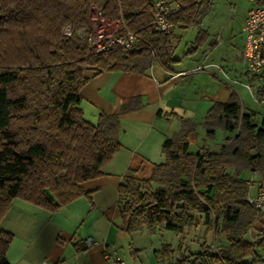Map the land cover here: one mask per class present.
<instances>
[{
    "label": "trees",
    "instance_id": "16d2710c",
    "mask_svg": "<svg viewBox=\"0 0 264 264\" xmlns=\"http://www.w3.org/2000/svg\"><path fill=\"white\" fill-rule=\"evenodd\" d=\"M169 1L178 10L169 18L171 34L162 35L152 27L149 0H0V221L15 199L52 213L87 195L83 184L102 174L121 145L119 117L99 113L95 123L87 121L79 108L80 89L100 73L143 75L155 65L170 72L177 63L174 29L199 27L214 0ZM92 8L105 20H122L119 33L127 29L135 38L130 51L118 44L100 54L91 51ZM68 25L67 39L62 33ZM206 40L199 29L196 48ZM251 80L261 86L255 101L264 104V72ZM128 102L122 113L140 107L138 99ZM259 116L244 111L231 93L226 103L212 105L201 126L207 139L217 128L233 137L218 150L204 140L195 152L189 149L196 144L198 124L178 118L180 128L163 140L164 160L150 177L125 176L117 187L124 231L176 234L177 248L162 245L160 250L167 264H263L264 229L254 242L245 238L256 214L246 201L251 182L242 177L264 176V119L258 123ZM200 219L227 246L213 250L202 243L191 252L184 244L186 232ZM12 241L13 235L0 229V264H9Z\"/></svg>",
    "mask_w": 264,
    "mask_h": 264
},
{
    "label": "crops",
    "instance_id": "0c3cea01",
    "mask_svg": "<svg viewBox=\"0 0 264 264\" xmlns=\"http://www.w3.org/2000/svg\"><path fill=\"white\" fill-rule=\"evenodd\" d=\"M251 7L252 4L247 12ZM245 18L240 31L241 62ZM202 30L207 34L209 52L213 51L220 38L217 34H210L209 29ZM198 52L192 49L184 58L192 59ZM201 59L200 62V58H196L194 66L191 63L185 65L182 59H175L177 63L170 72L155 65L143 75L108 72L88 78L79 92V108L91 123L97 121L99 113L118 116L117 139L121 148L102 168L101 175L83 184L86 196L55 212L24 201L12 202L0 221V229L13 235L6 254L9 264H105V252H110L117 241H125L130 235L124 231L117 205V187L123 178L131 176L143 180L150 177L154 166L164 160L161 151L163 140L180 128L178 118L190 119L198 124L197 128L201 127L204 115L212 105L226 103L231 93H235L242 102L241 89L237 86H243V80H247L245 87L254 99L247 87L251 78L244 74L243 64L240 67L234 65L232 69L228 61L206 62L204 55ZM199 67L202 70H197ZM231 70L233 77L229 74ZM253 83L258 84V81ZM133 99H138L140 107L122 113L123 106ZM130 105L134 106L136 102ZM242 108L249 110L243 102ZM250 175L248 195L252 196L262 179L256 174ZM252 183H255L254 186ZM255 223L245 237L249 242L255 240V237L250 239L251 232L257 236L258 224ZM187 233L184 244L187 243ZM87 238H92L95 244L86 247L83 240ZM218 241L222 247L227 246L223 236H219ZM178 242L176 235L174 246L160 244V248L155 250L159 264H167L160 258L162 245H169L171 250H175ZM259 254L264 260V250ZM178 258L173 257V261Z\"/></svg>",
    "mask_w": 264,
    "mask_h": 264
},
{
    "label": "rangeland",
    "instance_id": "374dc122",
    "mask_svg": "<svg viewBox=\"0 0 264 264\" xmlns=\"http://www.w3.org/2000/svg\"><path fill=\"white\" fill-rule=\"evenodd\" d=\"M249 7L250 4L246 0H214L211 12L203 18L199 27H178L174 29L173 38L171 40L173 58L182 59V63L184 61L185 65L191 63V65L194 66L197 63L195 59L200 58L201 62V58L204 55V61L206 60V62L212 61L218 63L224 60V62L228 61L230 63V68L232 69L234 65L240 67L242 65V62L240 61L242 34L240 31ZM90 18L93 24V32L103 31L106 36L111 35L113 31H118L123 27L120 18L115 21L105 19V21H102V17L95 8L91 9ZM199 29H209L210 34H217L220 38L213 51L209 52L207 40L205 41L206 43L204 42L196 48ZM192 49L199 50L198 54L192 59H185L184 57L187 55L186 53ZM229 74L233 77L232 70ZM246 81L247 80H243V86L237 87L241 89V99L244 106L249 109V111H254L260 115L257 119V122L260 123L261 120L264 119V104H258L254 100L255 97L253 99L249 90L245 87L248 83ZM260 87L259 83L254 84L252 80H249L248 88L251 90L253 96ZM243 110L247 111L245 109ZM197 133L196 144H193L189 149L191 152L196 151L197 148L203 144L204 140L212 150H218L219 146L224 143L227 136L231 138L233 137V135H229L221 128L215 130L212 140L205 137L202 126L197 128ZM242 177L249 181L251 175L250 173H243ZM263 177H261V179ZM254 180L256 181L257 178H254ZM253 184L255 183H252V185ZM15 201L18 202L21 200L15 199ZM256 229L258 231H256L257 236L255 232H251L250 239L254 237L255 240L257 239L261 228L257 225ZM187 236V245L185 244V246H187L191 252L197 251L202 243L210 246L213 250H218L222 247L221 242L218 241L219 236H216L213 232L206 231L201 219L196 228L188 231ZM161 243H168L174 246L176 244V235L169 231H162L161 234H149L145 230L134 232L127 236V240L120 243L117 241V244L111 247L110 252H115L123 260L124 264H159L155 256V250L160 248ZM177 256L178 253L175 251L174 258Z\"/></svg>",
    "mask_w": 264,
    "mask_h": 264
},
{
    "label": "built area",
    "instance_id": "2783aa9c",
    "mask_svg": "<svg viewBox=\"0 0 264 264\" xmlns=\"http://www.w3.org/2000/svg\"><path fill=\"white\" fill-rule=\"evenodd\" d=\"M252 7L247 12L243 26V50L242 64L243 72L249 78L258 76L264 72V0H246ZM153 20V29L162 34L169 35L173 30V25L169 18L177 12L178 4L169 0H149ZM102 21H105L102 18ZM72 28L70 25L63 30V37L70 38ZM92 52L100 54L111 45L118 44L126 50H131L135 41L134 35L127 29L123 33L115 30L109 36L103 31L92 32L87 38ZM197 70H202L199 67ZM248 87V86H247ZM247 203L253 207L256 214V223L264 227V177L259 182L254 194L248 195ZM86 247L95 244L92 238L83 240ZM105 264H124L123 260L115 252H105Z\"/></svg>",
    "mask_w": 264,
    "mask_h": 264
}]
</instances>
